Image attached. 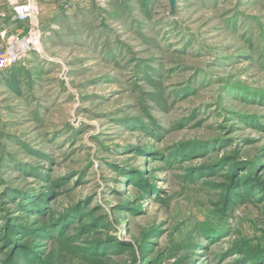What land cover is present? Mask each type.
<instances>
[{"label":"rangeland","instance_id":"374dc122","mask_svg":"<svg viewBox=\"0 0 264 264\" xmlns=\"http://www.w3.org/2000/svg\"><path fill=\"white\" fill-rule=\"evenodd\" d=\"M123 1L74 0L68 11L43 5L42 53L21 62V95L0 82V238L9 225L34 226L16 205L21 195L50 188L32 173L41 167L47 179L70 177L46 206L59 214L92 197L109 218L105 232L136 251L129 264H255L247 254L264 248L262 197L255 192L230 208L222 223L229 236L204 237L196 226L219 212L227 191L187 185L182 176L223 162L224 170L239 158L237 176L245 181L243 161L264 164V100L241 102L231 91L250 88L264 97V0H177L174 12L170 0H153L147 13L138 0L130 8ZM146 72L160 74L158 90ZM189 84L195 93L186 95ZM136 118L157 131L134 127ZM209 141L220 145L174 168L134 151L146 146L167 155L174 146ZM122 167L145 170L159 197L126 183ZM208 179L229 183L221 175ZM125 201L137 213L119 215ZM2 245L0 264L11 252ZM130 259L114 255L109 264Z\"/></svg>","mask_w":264,"mask_h":264},{"label":"trees","instance_id":"16d2710c","mask_svg":"<svg viewBox=\"0 0 264 264\" xmlns=\"http://www.w3.org/2000/svg\"><path fill=\"white\" fill-rule=\"evenodd\" d=\"M109 1V6H114L116 0ZM132 1L133 0H124L123 2L127 8H130ZM73 3L74 0L71 1V9L73 8ZM152 4L153 0H138V11L147 13ZM108 13L113 14L111 17L114 19H122V16H120L119 13ZM53 22L59 24V17H54ZM231 24H234V22H231ZM234 25L233 30L236 31ZM248 57L249 56H247V59ZM21 62L0 71V82L3 84L6 82L8 86L14 87V91L18 95H21L20 87H18L17 84V76L22 74V71H20ZM141 69L143 71L144 68ZM159 76V73H153L152 75L149 72H146L144 73L143 78L148 80L149 83L158 90L161 85ZM34 79L35 77H32L31 85L36 83ZM231 87L232 86L229 85L226 86V91L228 93L226 96H230L229 89ZM187 89L189 91L186 95L195 90V85L189 84ZM245 89H233L231 91H239L241 93L236 94L238 96L236 99L241 102H255L257 100L254 101V99L259 98L264 100V97H261V94H252L255 92H250V88ZM185 92H187V90H185ZM175 94L180 95L181 93L175 92ZM240 97H242V99H239ZM135 121L136 123H134V127L136 128L141 127L148 132L157 131L156 125L149 128L141 119L136 118ZM180 127H183V122L180 123ZM212 145H220V142L214 143L209 141L177 145L174 146V152L167 155L149 149L146 146L143 148L138 146L134 151L138 155L140 153H145L141 155V158L143 159H151L152 161L170 164L168 167L174 168L177 164L182 163L183 161L208 156V152L216 150V147H213ZM236 159L228 160L226 165L227 169L224 170H221V167H223L222 165H224L225 162L207 165L197 169L188 168L190 170L187 169L186 173L182 176L184 183L187 185L196 184L198 181H201L205 187L210 188L214 193H217V191H221L222 189L227 191L221 194L224 199V204L219 212L214 213L204 222H199V224H197L196 227L201 236L209 238H217L221 236H224L223 238H225V235L226 237L229 236L231 233L230 227H226L227 224L225 225L222 223H224L223 221L226 219L225 217L229 214L230 208L237 205L236 203L244 204L248 199L250 200L254 198L255 192L256 195H260L258 196V199L259 197H262V200L260 201L264 200V164H256L255 161L250 160L243 161L244 166L248 165L247 170L242 172L246 175V179L243 181L242 177L244 176H237L238 169L240 168L238 164L242 161ZM2 165H4V162H2ZM36 168H38L36 171L31 169L33 170L32 173L39 178L46 180L49 185L53 186V188L51 189V186H49L50 188H44L47 191L27 192L21 195L17 200L18 203L15 205L18 206L21 213L28 218L27 222L32 221V225L34 226L30 225L21 227L18 224L8 226L6 229L7 236L0 238L2 239L0 240V243L4 244L2 246L6 248V246L9 245V250L11 251L10 258H8L7 261H3V264H14L15 258L21 259V264H109L111 257L114 255H128L132 259L125 264L135 263L137 254L132 246L119 243L114 237L109 236L105 232L111 229L108 224L109 218H107L105 212L99 207H92L94 201L92 197H89L86 200H81L76 204L69 205L59 214L55 213L52 208L47 207L46 203L48 199L55 195L53 194L54 188L61 187L65 181L70 179V177L52 180L50 178L47 179L46 175L39 174L41 167ZM252 168H254V171L251 172L250 169ZM116 169L121 174V177L126 179L124 181L129 183V185H133L136 189L144 192L146 195H153L154 197L158 196L155 192V187L150 183L145 170L125 169L123 167ZM259 170H262L261 174H259ZM218 175H221V177L225 179L227 178L229 183L219 187L208 182L209 180L213 181V179H208L209 177L211 178ZM130 206L129 202L125 201L120 206L121 209L116 212L119 215H122V213L127 210L131 213H137L138 209L130 208ZM71 232L77 233L71 235ZM9 235L15 238L10 240L8 237ZM89 237H93L95 240H84ZM44 245L54 247L49 253L46 252V254H43L40 251V248ZM3 254L5 253L3 252ZM233 255H240V253L234 251ZM247 256L248 259H250V262L255 261V264H264V261L260 259L264 257V248H259L258 251L247 254ZM18 259H16V261H19Z\"/></svg>","mask_w":264,"mask_h":264},{"label":"built area","instance_id":"2783aa9c","mask_svg":"<svg viewBox=\"0 0 264 264\" xmlns=\"http://www.w3.org/2000/svg\"><path fill=\"white\" fill-rule=\"evenodd\" d=\"M72 0H62L56 10H70ZM12 8L17 28L0 52V71L10 68L27 56L42 53L41 8L38 0H6Z\"/></svg>","mask_w":264,"mask_h":264},{"label":"crops","instance_id":"0c3cea01","mask_svg":"<svg viewBox=\"0 0 264 264\" xmlns=\"http://www.w3.org/2000/svg\"><path fill=\"white\" fill-rule=\"evenodd\" d=\"M40 8L42 11L43 5L52 7L53 10L56 9V5L61 2H56L55 0H38ZM17 28L15 22V16L12 12V8L6 2V0H0V52L6 46V43L11 36V34Z\"/></svg>","mask_w":264,"mask_h":264},{"label":"water","instance_id":"95a60500","mask_svg":"<svg viewBox=\"0 0 264 264\" xmlns=\"http://www.w3.org/2000/svg\"><path fill=\"white\" fill-rule=\"evenodd\" d=\"M176 1H177V0H170V4H171L172 12L175 11Z\"/></svg>","mask_w":264,"mask_h":264}]
</instances>
